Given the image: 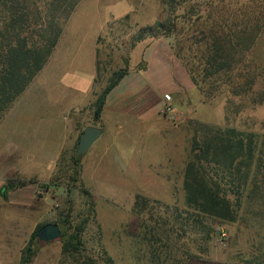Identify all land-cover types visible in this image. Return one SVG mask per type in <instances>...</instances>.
<instances>
[{
    "label": "rangeland",
    "instance_id": "obj_1",
    "mask_svg": "<svg viewBox=\"0 0 264 264\" xmlns=\"http://www.w3.org/2000/svg\"><path fill=\"white\" fill-rule=\"evenodd\" d=\"M158 21L165 23L167 30H161L157 38L169 40L176 59L191 80L176 53L178 47L182 46L185 52L187 48L197 62L199 54L193 50L194 43L203 45L199 42L203 37L220 35V27L225 24L260 26L246 55L260 74L256 88H261L264 0H82L66 22L47 64L1 119L0 151L14 152L20 133L25 140L31 139L33 147L39 146L40 153L49 147L55 150L56 138H51L47 147L40 145L39 140L45 139L46 125L40 120L57 118L59 114L64 120L79 118L75 138L73 128H69L73 124H61L58 131L61 135L70 133L64 139L67 145L64 151L68 156L74 153L80 134L97 122L93 121L89 103L69 90L77 86L80 92L86 91L99 66L102 79L93 83L90 93L93 100L113 71L142 67V47L154 37L146 35L140 39L139 33ZM198 92L201 99L195 93L178 98L180 113L173 105V115H165L161 109L158 127L152 123L142 126L144 134L157 129L162 137L135 136L130 148L123 151L130 161L117 164L108 156L98 158L97 144L82 155L81 178L93 194L95 217L88 216L89 206L80 192L68 193L63 187L45 186L57 166L49 175L50 163L44 165L36 160V165L30 164L27 172L39 175L28 178L21 171L0 174V181L5 184L36 181L35 199L31 201L14 189L4 188L3 194L4 186H0V245H26L37 224L54 222L60 225L61 238L39 241L31 264H78L73 257L63 254V233L68 228L71 232L85 218L81 260L89 256L97 264H264L262 193L246 197L236 220L225 221L199 216L187 206L183 188L190 141L199 123L234 126L262 138L264 102L251 106L239 97L229 100L224 93L208 101L199 89ZM76 100L78 108H70ZM186 100L192 103L185 106ZM51 130L57 132V128ZM33 140H38V146H34ZM149 159H154L153 167L149 166ZM137 195L145 197L147 204L135 209ZM63 221H67L66 225Z\"/></svg>",
    "mask_w": 264,
    "mask_h": 264
},
{
    "label": "trees",
    "instance_id": "obj_2",
    "mask_svg": "<svg viewBox=\"0 0 264 264\" xmlns=\"http://www.w3.org/2000/svg\"><path fill=\"white\" fill-rule=\"evenodd\" d=\"M81 1L0 0V121L47 64L66 22ZM161 30L166 31L167 27L158 21L154 26L143 28L139 38L146 35L157 38ZM259 30L260 26L227 27L225 24L220 27V35L203 37L199 40L203 45L194 43L196 46L193 50L199 54L197 62L187 53V48L186 52L182 46L177 48V55L184 62L195 86L204 94L205 100L211 101L216 95L224 93L229 100L239 97L244 100V104L251 106L264 102V83L260 89L256 88L260 74L246 55L253 47ZM191 46L188 49L191 50ZM129 72L128 67L113 71L107 84L100 92H96L94 122H99L109 92ZM101 79L102 73L98 66L94 83ZM66 154L62 152L57 169L45 186L63 187L68 193L74 190L80 192L86 197L88 216L95 217L93 194L81 178L82 155H77L76 151L69 156ZM263 169L264 136L261 138L234 126L200 122L190 141L184 172L183 188L187 206L199 216L234 221L246 197L255 193H262L264 197ZM16 182L9 181L5 188H19L36 181L29 179ZM146 204L147 199L137 195L134 208ZM83 222L76 223L71 232L68 228L63 233L62 251L64 255L77 260L78 264H97L94 257H83L81 260L85 230ZM65 223L67 221L62 222ZM44 224H38L31 233L19 264L32 263L38 251L37 233Z\"/></svg>",
    "mask_w": 264,
    "mask_h": 264
},
{
    "label": "crops",
    "instance_id": "obj_3",
    "mask_svg": "<svg viewBox=\"0 0 264 264\" xmlns=\"http://www.w3.org/2000/svg\"><path fill=\"white\" fill-rule=\"evenodd\" d=\"M142 60L145 65L141 69H131L120 83L107 95L104 110L99 122L95 125L102 129L101 136L93 143V145L97 144L96 146L99 147L97 152L99 153L97 155L99 156L98 158L108 156L111 158V161L117 164L122 160L130 161V158L123 156V151L130 148L135 136L148 137V139H151L155 137V135L160 134L162 137V134L158 133L160 131L157 129L151 131L149 134H144L140 129L148 123H152L158 127L157 121L161 119L159 113L165 103V94L170 96V100H172L171 97H173L174 102L172 105L179 113L181 112V106L178 102V98H180L182 94L187 97V95L189 96V94L195 93L197 99H201L198 89L190 79L187 71L184 70L182 65H180L179 61L176 59L167 38H153L146 42L142 47ZM95 74L96 68L95 73L90 80V86L86 91L80 92V89L77 86L69 90L72 91L74 95L76 94L77 97L82 96V98L89 103L92 118L96 96L91 100L90 93L94 83ZM78 103V100L74 101L70 108H78L76 107L78 106L76 105ZM190 103H192V101L186 100L184 105L186 106ZM80 107L81 106L79 105V108ZM71 119L64 120L62 119V116L58 114L57 118L53 117L48 120H40L41 122H45L46 125L44 130L45 133L43 132L45 134V139L42 140V142L39 140V143L40 145H43L44 148V146H48L47 144L51 138H53V140H55V138L58 139L57 147L53 151H51L49 147L45 150V153H40L42 149L40 150V147L38 146V140H33L34 146H38L33 147L31 139L25 140L24 134L20 133V137H18L20 140L17 141L15 146L16 150L14 152L8 150L0 151L1 176L4 172L16 173L19 171H21L22 174H25L28 178L39 175V172L32 174L27 172L30 166L36 165V160H38L36 163L40 162L44 165L50 163L51 166H47V168H49L48 174L51 175L58 164L64 148L67 146L64 139L70 137L69 132L66 135H61L58 132L61 130V124H64L65 126H67V124H73V126H69V128H73L72 132L75 138L77 117L73 119L74 121ZM112 127H114V129H112ZM52 128H57V132H52ZM39 131H41L40 128ZM148 162L149 166L153 167V164L155 163L154 159H149ZM1 181L0 186H4L2 190L4 194V188L8 182L5 184ZM14 190L29 197L30 201L35 199V183L14 188ZM9 191H11V189ZM25 246L26 245H0V263L19 264L21 253Z\"/></svg>",
    "mask_w": 264,
    "mask_h": 264
},
{
    "label": "water",
    "instance_id": "obj_4",
    "mask_svg": "<svg viewBox=\"0 0 264 264\" xmlns=\"http://www.w3.org/2000/svg\"><path fill=\"white\" fill-rule=\"evenodd\" d=\"M101 134L102 129L100 127L94 125L87 126L80 134L76 154H85ZM37 236L39 241L50 242L61 238L62 231L59 224L49 222L39 228Z\"/></svg>",
    "mask_w": 264,
    "mask_h": 264
},
{
    "label": "built area",
    "instance_id": "obj_5",
    "mask_svg": "<svg viewBox=\"0 0 264 264\" xmlns=\"http://www.w3.org/2000/svg\"><path fill=\"white\" fill-rule=\"evenodd\" d=\"M164 99L165 103L162 107V113H164L165 115H173L174 109L172 107V103L170 102V96L168 94H165ZM222 234L225 235V233Z\"/></svg>",
    "mask_w": 264,
    "mask_h": 264
}]
</instances>
